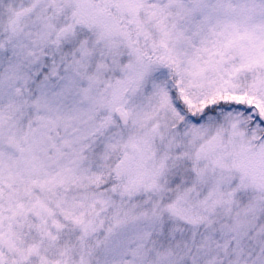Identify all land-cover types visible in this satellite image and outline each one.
Masks as SVG:
<instances>
[{
	"label": "snow or ice",
	"instance_id": "obj_1",
	"mask_svg": "<svg viewBox=\"0 0 264 264\" xmlns=\"http://www.w3.org/2000/svg\"><path fill=\"white\" fill-rule=\"evenodd\" d=\"M0 264H264V0H0Z\"/></svg>",
	"mask_w": 264,
	"mask_h": 264
}]
</instances>
